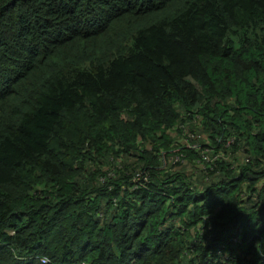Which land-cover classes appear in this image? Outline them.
<instances>
[{"label": "trees", "instance_id": "obj_1", "mask_svg": "<svg viewBox=\"0 0 264 264\" xmlns=\"http://www.w3.org/2000/svg\"><path fill=\"white\" fill-rule=\"evenodd\" d=\"M0 264H264V0H0Z\"/></svg>", "mask_w": 264, "mask_h": 264}, {"label": "rangeland", "instance_id": "obj_2", "mask_svg": "<svg viewBox=\"0 0 264 264\" xmlns=\"http://www.w3.org/2000/svg\"><path fill=\"white\" fill-rule=\"evenodd\" d=\"M176 5H177V3L174 4V5H171L169 11H170V12H171V11H174V12H175ZM160 16H162V15H160ZM113 30H116V28H114Z\"/></svg>", "mask_w": 264, "mask_h": 264}, {"label": "built area", "instance_id": "obj_3", "mask_svg": "<svg viewBox=\"0 0 264 264\" xmlns=\"http://www.w3.org/2000/svg\"><path fill=\"white\" fill-rule=\"evenodd\" d=\"M191 137H192V136H191L190 134H188V138H189V140L191 139ZM186 139H187V138H186ZM187 140H188V139H187ZM145 179H146V178H145ZM42 260H43L44 262L47 261L46 258H43Z\"/></svg>", "mask_w": 264, "mask_h": 264}, {"label": "clouds", "instance_id": "obj_4", "mask_svg": "<svg viewBox=\"0 0 264 264\" xmlns=\"http://www.w3.org/2000/svg\"><path fill=\"white\" fill-rule=\"evenodd\" d=\"M43 261V260H42Z\"/></svg>", "mask_w": 264, "mask_h": 264}]
</instances>
